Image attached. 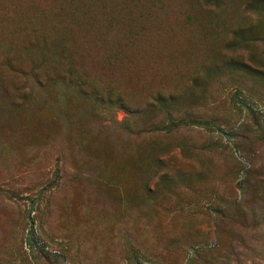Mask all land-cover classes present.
Here are the masks:
<instances>
[{"label":"rangeland","instance_id":"374dc122","mask_svg":"<svg viewBox=\"0 0 264 264\" xmlns=\"http://www.w3.org/2000/svg\"><path fill=\"white\" fill-rule=\"evenodd\" d=\"M0 264H264V0H0Z\"/></svg>","mask_w":264,"mask_h":264},{"label":"trees","instance_id":"16d2710c","mask_svg":"<svg viewBox=\"0 0 264 264\" xmlns=\"http://www.w3.org/2000/svg\"><path fill=\"white\" fill-rule=\"evenodd\" d=\"M257 126H258V125H257ZM259 140H260V139H259ZM259 140L256 139V141L259 142V143H257V144H260V141H259ZM231 222H233V220H232ZM230 225H231V224H230Z\"/></svg>","mask_w":264,"mask_h":264}]
</instances>
